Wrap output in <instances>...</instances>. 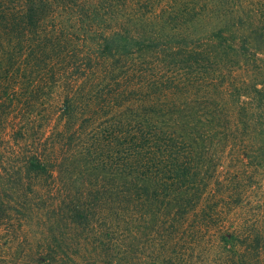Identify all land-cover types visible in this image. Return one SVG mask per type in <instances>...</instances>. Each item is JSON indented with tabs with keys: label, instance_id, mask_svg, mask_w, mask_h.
<instances>
[{
	"label": "trees",
	"instance_id": "16d2710c",
	"mask_svg": "<svg viewBox=\"0 0 264 264\" xmlns=\"http://www.w3.org/2000/svg\"><path fill=\"white\" fill-rule=\"evenodd\" d=\"M0 264H264V0H0Z\"/></svg>",
	"mask_w": 264,
	"mask_h": 264
}]
</instances>
